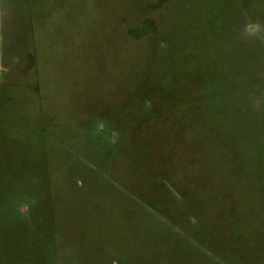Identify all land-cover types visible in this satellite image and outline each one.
I'll list each match as a JSON object with an SVG mask.
<instances>
[{
  "label": "rangeland",
  "instance_id": "rangeland-1",
  "mask_svg": "<svg viewBox=\"0 0 264 264\" xmlns=\"http://www.w3.org/2000/svg\"><path fill=\"white\" fill-rule=\"evenodd\" d=\"M0 82V264H264V0H0Z\"/></svg>",
  "mask_w": 264,
  "mask_h": 264
},
{
  "label": "crops",
  "instance_id": "crops-1",
  "mask_svg": "<svg viewBox=\"0 0 264 264\" xmlns=\"http://www.w3.org/2000/svg\"><path fill=\"white\" fill-rule=\"evenodd\" d=\"M4 104H5V101H4L3 105L0 103V125H3L4 124V121L2 120L1 116H5V118H6L8 112H9L8 108H5L6 106ZM2 132L3 131L1 130L0 131V136H3L4 133H2Z\"/></svg>",
  "mask_w": 264,
  "mask_h": 264
}]
</instances>
